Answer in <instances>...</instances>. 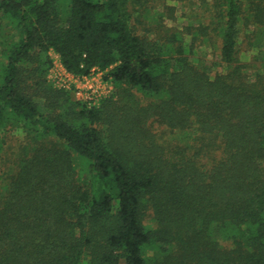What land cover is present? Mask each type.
Returning a JSON list of instances; mask_svg holds the SVG:
<instances>
[{"label": "trees", "instance_id": "1", "mask_svg": "<svg viewBox=\"0 0 264 264\" xmlns=\"http://www.w3.org/2000/svg\"><path fill=\"white\" fill-rule=\"evenodd\" d=\"M187 1L0 0V264H264V0Z\"/></svg>", "mask_w": 264, "mask_h": 264}, {"label": "rangeland", "instance_id": "2", "mask_svg": "<svg viewBox=\"0 0 264 264\" xmlns=\"http://www.w3.org/2000/svg\"><path fill=\"white\" fill-rule=\"evenodd\" d=\"M193 2L194 1L192 0H188L187 3L185 4L183 3L175 4L177 6L176 7V14H177L176 20L174 22H172L173 20H167L166 23L168 24V26L169 27L185 26L186 24H189V20L187 16L189 15L191 16L190 13L192 12L193 9L195 10V12L197 10ZM150 6H155V5L151 4ZM160 12H162V9L160 7L158 9L156 6L154 10H152V12H149V17L143 20L145 25L149 26V29H153V32L155 31L154 29H156L157 25L159 24L154 21V18H153L154 14H160ZM184 12H186V18L184 17L178 21L179 14L184 13ZM196 14H199V11ZM241 50L244 54H246L244 58H242L243 62L247 63V62H250V60L254 61L253 52L247 51L248 46H247V42L245 38H242ZM199 54H201L200 51H199ZM50 56L53 59V67L52 69H50L48 73V79L50 80L53 86H56L57 88L58 87L62 88L63 85L68 84L67 82L68 79L62 77L61 75L60 68H59L60 61H59L58 56L53 52L50 53ZM260 58L264 62V53H262ZM103 76L104 74L102 75L97 74L95 76L96 81L93 82L95 87L90 90L84 89L83 84H79L80 87L78 89L74 85L73 89H71L75 93L74 98L77 101L84 102L85 98L88 97L89 98L88 101L90 102V104L88 105L95 106L98 104L101 98L112 95L115 91V86L111 81L103 82L102 80ZM72 85H73V82H71L70 87ZM76 91H80L83 94L84 99L76 95ZM86 94H90V95L88 96ZM4 138H5V146H4V152H3V159H2L1 167H0L1 173L3 174L13 172L15 170V164L17 163V160L22 153L23 147L28 143L24 132L18 131L16 130V128H8L4 134Z\"/></svg>", "mask_w": 264, "mask_h": 264}, {"label": "built area", "instance_id": "3", "mask_svg": "<svg viewBox=\"0 0 264 264\" xmlns=\"http://www.w3.org/2000/svg\"><path fill=\"white\" fill-rule=\"evenodd\" d=\"M59 68H60V72H61L62 77L68 79V80H67L68 84H65V85L62 86V88H65V89H67V90H71V88H73L74 85H75V87L78 89V88L80 87L79 84H83V87H84V89H86V90L93 89V88L95 87V85H94V83H91V82H90L91 78L95 77L97 74H101V75L103 74V73H101V72H97V73L93 74V75L90 76V77L83 78V79H79V78H76V77H74L73 75L67 73V72L65 71V69L62 67L61 64H60V67H59ZM95 78H96V77H95ZM102 80H103V78H102ZM95 81H96V80H95ZM54 82H55V81H54ZM59 82H60V80H59ZM71 82H73V85L70 87ZM103 82H106V81H103ZM55 87H56V86H55ZM58 88H59V87H58ZM91 93H92V92H91ZM76 95H78L79 97L83 98V94H82L80 91H76ZM86 95L89 96L90 94H86ZM83 99H84V98H83ZM88 100H89L88 97L85 98V100H84V102L87 103V105L90 104V102H89ZM88 106H89V105H88ZM89 107H92V106L90 105Z\"/></svg>", "mask_w": 264, "mask_h": 264}, {"label": "crops", "instance_id": "4", "mask_svg": "<svg viewBox=\"0 0 264 264\" xmlns=\"http://www.w3.org/2000/svg\"><path fill=\"white\" fill-rule=\"evenodd\" d=\"M96 80L95 77L91 78L90 82L93 83Z\"/></svg>", "mask_w": 264, "mask_h": 264}]
</instances>
